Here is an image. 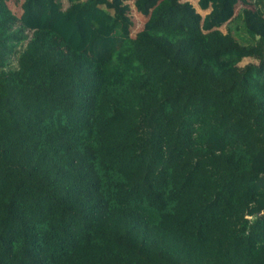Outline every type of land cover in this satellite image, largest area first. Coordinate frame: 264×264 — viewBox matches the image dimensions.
Listing matches in <instances>:
<instances>
[{"label": "trees", "instance_id": "16d2710c", "mask_svg": "<svg viewBox=\"0 0 264 264\" xmlns=\"http://www.w3.org/2000/svg\"><path fill=\"white\" fill-rule=\"evenodd\" d=\"M196 1L0 0V264H264V0Z\"/></svg>", "mask_w": 264, "mask_h": 264}, {"label": "rangeland", "instance_id": "374dc122", "mask_svg": "<svg viewBox=\"0 0 264 264\" xmlns=\"http://www.w3.org/2000/svg\"><path fill=\"white\" fill-rule=\"evenodd\" d=\"M20 1L21 0H18V3H20ZM191 2L195 5V7L197 8V11L200 13V14H202V16H205L208 12H209V10H207V11H203V10H201L199 7H198V3H197V1L195 0H191ZM10 3H12L11 1H10ZM12 5L14 6V4L12 3ZM12 6V7H13ZM68 6H67V3H65L64 4V9L65 8H67ZM241 10V8L239 9V11ZM131 15H132V17H133V20H134V26L132 27V35L134 36L135 34H136V32L142 27V25H143V23H144V18L136 11V10H134L133 9V11H132V13H131ZM244 25V24H243ZM243 25H242V27H243ZM243 28H245V25H244V27ZM220 30H222L224 33H227V26H223V27H221L220 28ZM247 35L245 34V32H243V31H240V35H238V37L240 38V39H242V38H245ZM253 60H251V59H246V60H244L241 64H240V66H244L245 64H247V63H249V62H252Z\"/></svg>", "mask_w": 264, "mask_h": 264}]
</instances>
